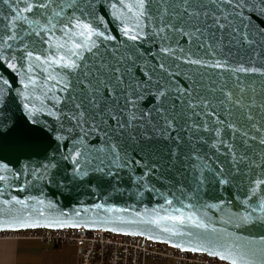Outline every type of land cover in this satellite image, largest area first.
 Wrapping results in <instances>:
<instances>
[{"label": "snow or ice", "instance_id": "6c2138e0", "mask_svg": "<svg viewBox=\"0 0 264 264\" xmlns=\"http://www.w3.org/2000/svg\"><path fill=\"white\" fill-rule=\"evenodd\" d=\"M95 2L0 0L8 7L7 14L0 11V63L23 69L24 89L72 136L73 162L79 166L83 156L101 166L141 165L130 153L147 156L145 146L153 139L179 144L183 132L184 158L198 173L199 186L208 172L222 185L243 174L251 195L264 189V152L253 158L246 151L250 140L264 147V134H251L264 132V125L254 122V98L247 97L237 75H264V66L256 67L254 60L233 63L231 51L225 54L226 39L229 47L251 49L259 37L264 46V0H116L112 15L125 40L115 47L106 43L116 38L101 29L103 17L90 11ZM205 69L217 70L220 82L207 80ZM224 73L235 79L238 91L227 88ZM237 113L251 123L238 124ZM219 156L228 158L231 171ZM253 168L260 171L249 176ZM182 208L166 219L208 230Z\"/></svg>", "mask_w": 264, "mask_h": 264}, {"label": "water", "instance_id": "95a60500", "mask_svg": "<svg viewBox=\"0 0 264 264\" xmlns=\"http://www.w3.org/2000/svg\"><path fill=\"white\" fill-rule=\"evenodd\" d=\"M114 3L116 0H96L90 11L97 18L103 17L105 24L100 25L101 29L116 38L106 43L115 47L125 38L119 31L120 21L112 15L117 11L112 7ZM0 11L7 14L8 7L0 4ZM225 43V54L231 51L233 63L254 60L256 67L264 66V46L259 37L251 49L246 45L229 47L227 39ZM204 71L210 74L207 80L220 82L217 70ZM237 75L241 76L247 97L254 98L255 106L250 109L254 122L264 125V107H260L264 105V75ZM23 77L19 65L14 71L0 63V175L6 177L0 181V231L102 229L142 236L185 251L203 252L229 264L232 258L237 259V264H264V209L260 208L264 189L251 195L249 178L243 174L235 179L229 177V183L222 185L208 172L203 186H199L198 173L193 172L191 162L184 158L188 149L183 132L179 144L153 139L145 146L147 156L143 152L140 156L130 153L147 167L135 163L101 166L98 160L89 163L83 156L77 166L72 159V136L31 98V90H25L21 83ZM224 77L227 88L238 91L235 79L229 73H224ZM237 117L238 124L247 127L251 123L240 113ZM251 134L259 137L264 132ZM239 141L237 137L236 143ZM249 143L251 147L246 151L253 158L264 152L256 141ZM173 151L178 154L174 156ZM208 154L217 160L216 155ZM218 160L226 171H231L226 156H219ZM259 171L253 168L249 176ZM168 199L173 200L172 205L166 203ZM189 203L191 208H182ZM174 208H182L185 216L195 213L208 230L196 228L190 222L180 225L166 219L178 214ZM165 228L171 231H164ZM197 247L199 251L192 250ZM215 252L226 258L210 254Z\"/></svg>", "mask_w": 264, "mask_h": 264}, {"label": "built area", "instance_id": "2783aa9c", "mask_svg": "<svg viewBox=\"0 0 264 264\" xmlns=\"http://www.w3.org/2000/svg\"><path fill=\"white\" fill-rule=\"evenodd\" d=\"M35 239L50 247L71 244L78 249L77 264H229L203 252H192L136 235L102 229L33 228L0 231V240Z\"/></svg>", "mask_w": 264, "mask_h": 264}, {"label": "crops", "instance_id": "0c3cea01", "mask_svg": "<svg viewBox=\"0 0 264 264\" xmlns=\"http://www.w3.org/2000/svg\"><path fill=\"white\" fill-rule=\"evenodd\" d=\"M77 259L78 249L71 244L50 247L35 239L0 240V264H77Z\"/></svg>", "mask_w": 264, "mask_h": 264}]
</instances>
